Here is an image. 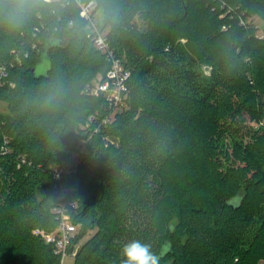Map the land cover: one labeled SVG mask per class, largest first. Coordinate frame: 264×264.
<instances>
[{
    "label": "trees",
    "instance_id": "trees-1",
    "mask_svg": "<svg viewBox=\"0 0 264 264\" xmlns=\"http://www.w3.org/2000/svg\"><path fill=\"white\" fill-rule=\"evenodd\" d=\"M96 1L131 71L128 107L98 131L107 98L85 89L111 64L78 3L0 26V264H60L35 230L58 226L52 167L95 113L63 183L77 203L74 264H123L133 241L159 264H264V128L248 138L242 118H264V28L245 20L264 21V0ZM53 79L63 98L42 110L37 94Z\"/></svg>",
    "mask_w": 264,
    "mask_h": 264
},
{
    "label": "built area",
    "instance_id": "built-area-1",
    "mask_svg": "<svg viewBox=\"0 0 264 264\" xmlns=\"http://www.w3.org/2000/svg\"><path fill=\"white\" fill-rule=\"evenodd\" d=\"M71 0H68V2ZM80 6V15L88 20L89 36L92 38L95 46L107 59L110 61V68L106 75L93 85H88L86 92L94 95H104L107 98L109 114L102 117L100 124L96 127L98 131L101 125H107L111 122L116 113L123 111L128 107L129 88L127 80L130 77L131 71L125 67L123 59L117 55L111 47L107 29H102L99 26V18L97 16V1L96 0H74ZM7 75V68L0 65V86L2 78ZM99 76V75H98ZM98 113L92 114L89 120L81 125V129L85 130L90 126L91 121L97 119ZM78 134V143L71 156L64 159L60 164L52 167V175L55 178V187L61 190V201L56 207V212L59 216V223L56 229L47 232L42 229H36L35 233L40 235L47 243H52L55 247V253L60 256V264H64V259L67 256H75L78 252L79 245L73 246V239L79 231L80 226L75 224L71 218V210L77 206L75 201H69L67 197V189L64 186V177L74 172L78 162L87 152L89 139L87 132ZM4 151L7 149L3 146ZM73 247V248H72ZM72 248V249H71Z\"/></svg>",
    "mask_w": 264,
    "mask_h": 264
},
{
    "label": "clouds",
    "instance_id": "clouds-1",
    "mask_svg": "<svg viewBox=\"0 0 264 264\" xmlns=\"http://www.w3.org/2000/svg\"><path fill=\"white\" fill-rule=\"evenodd\" d=\"M53 3L63 7L68 0H0V26L20 27L31 16ZM101 18L115 20V15L111 8L101 5ZM63 94V85L53 79L42 86L36 102L42 110H51L60 103ZM123 255L126 257L123 264H159L158 257L150 252V246L139 241L125 245Z\"/></svg>",
    "mask_w": 264,
    "mask_h": 264
},
{
    "label": "rangeland",
    "instance_id": "rangeland-1",
    "mask_svg": "<svg viewBox=\"0 0 264 264\" xmlns=\"http://www.w3.org/2000/svg\"><path fill=\"white\" fill-rule=\"evenodd\" d=\"M245 20L247 22L253 23L254 25H256L257 27L260 28V30L258 31V35H261L263 33L262 29L264 28V21L262 19H260L258 16L249 17ZM203 68L205 69L206 73H210L211 67L205 65ZM100 78H102V75L97 76L90 83V85H93L95 81L98 82L100 80ZM8 112H9V109L7 107V104L0 100V114L1 113H8ZM242 118H244V120H245L244 124L246 125L247 128L244 131H245V134L248 133L247 134L248 138L250 137V133H253L254 131H257V130L261 131L264 128V118L262 120H259V121L252 120L251 116L248 113H244ZM88 236L89 235L83 237L81 239V242L83 243L85 240H87ZM74 262H75L74 256L69 255L64 259V264H74Z\"/></svg>",
    "mask_w": 264,
    "mask_h": 264
}]
</instances>
